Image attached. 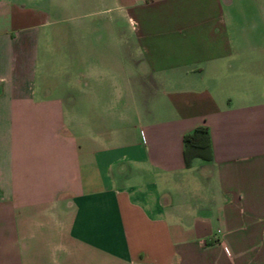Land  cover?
<instances>
[{"label": "crops", "instance_id": "1", "mask_svg": "<svg viewBox=\"0 0 264 264\" xmlns=\"http://www.w3.org/2000/svg\"><path fill=\"white\" fill-rule=\"evenodd\" d=\"M0 264H264V0H0Z\"/></svg>", "mask_w": 264, "mask_h": 264}, {"label": "trees", "instance_id": "2", "mask_svg": "<svg viewBox=\"0 0 264 264\" xmlns=\"http://www.w3.org/2000/svg\"><path fill=\"white\" fill-rule=\"evenodd\" d=\"M204 129H196L192 132V134L187 135L183 138L184 141V151L183 156L185 160V164H187L188 160L193 156H205L206 147L204 143H202V135H204Z\"/></svg>", "mask_w": 264, "mask_h": 264}]
</instances>
